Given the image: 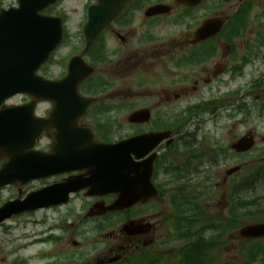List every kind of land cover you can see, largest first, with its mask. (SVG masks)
<instances>
[{
	"label": "flooded vegetation",
	"instance_id": "obj_1",
	"mask_svg": "<svg viewBox=\"0 0 264 264\" xmlns=\"http://www.w3.org/2000/svg\"><path fill=\"white\" fill-rule=\"evenodd\" d=\"M207 1L209 3H205V0L202 3L203 7L208 6L207 18L177 25V34L170 38L159 34L164 29V24L161 25L165 23L163 18L178 15V8L188 17L190 13L196 15L201 7L189 9L176 0H133L98 37L91 56L87 57L89 61L97 63L100 79L96 86L82 85L80 95H96L107 103L117 100L119 90L115 88L120 85L123 73V76L131 79L129 86L123 84L124 90L131 92V99L146 91L141 96L144 100L142 108L150 111V118L145 123H129L130 134L121 138L118 132L113 131L119 128L115 125L117 116H106L100 110H93L90 114V109L87 115L80 117L75 127L67 126L64 132L56 127L39 140L40 150L47 154L62 149L58 147V140L62 138L61 145L73 146L81 153L84 146H89L84 140L88 137L82 131L84 129L91 130L94 140L104 144L170 132L155 148L156 138L140 142L143 150L152 149L145 158L138 159L133 155L135 165L146 170L141 172L144 178L151 167L146 162L155 156L153 181L160 190L156 199L145 202L147 199L140 198L125 213V220H133L140 226L136 232L141 234L129 236L121 229L111 234L114 244L100 253L98 264H117L111 261L118 250L124 252V261L127 253L137 257L142 246L151 255L156 244L164 239L166 228L178 235L231 234V229L223 228L231 224L226 211L247 202V188L259 183L249 180V172H253L258 162L264 160V137L258 131L264 130V0H230L226 4L219 0V7L215 6L218 0ZM159 6H169L167 8L171 10L164 14H149L151 8ZM61 11L63 20L70 23L72 12H67V7H61ZM81 11L83 16L85 8ZM208 19L214 20V28L217 19L220 25L225 23L218 34L196 36ZM76 49L72 45L69 47L71 52ZM72 55H67L68 63ZM52 67L49 64L42 71L50 74ZM252 96L255 103L261 106L258 109L259 120L250 127L253 118L248 115V104L253 102V99L250 100ZM23 103L17 102L15 105ZM133 103L136 105L135 100ZM218 103L222 106V112L216 110ZM187 104L189 109L184 108ZM40 105L41 117L54 111L52 102L44 101ZM225 111L229 112L226 116ZM218 112H221L219 116ZM217 119L218 126L224 124L221 129L224 136L220 142L217 141L216 132L204 131L206 124L216 127ZM245 136L252 138L253 147L249 151L238 152L235 146ZM218 168L230 170H227L228 177L218 178L215 172ZM79 174L69 172L53 176L44 183L59 184ZM217 180L228 188L224 195H216L208 190L211 186H217ZM144 184L147 186L146 181ZM77 199L89 202L85 192H81L73 195L66 205L38 211L50 212L51 222L47 231L59 235L61 252L57 264H71L65 245L73 244V235L80 227L96 220L88 217V210L74 206ZM115 199L116 196L110 195L101 201L112 202ZM170 201L184 204L185 207L177 211L187 212L184 215L178 213L180 216L177 218L172 217L169 208L175 213L176 209L169 206ZM242 204L241 209L247 210V206ZM253 205L254 210L264 218V197H259ZM154 207L160 211L153 212L151 208ZM149 220H153L150 232L144 227ZM220 220L226 223L222 225ZM37 222L39 220L34 221L35 224Z\"/></svg>",
	"mask_w": 264,
	"mask_h": 264
},
{
	"label": "water",
	"instance_id": "obj_2",
	"mask_svg": "<svg viewBox=\"0 0 264 264\" xmlns=\"http://www.w3.org/2000/svg\"><path fill=\"white\" fill-rule=\"evenodd\" d=\"M53 1L54 0H50L45 4H50V2L52 3ZM30 2L31 0H26L25 4H29ZM21 12L30 14L31 18H29L27 22L21 23ZM21 12L13 13L9 16L3 15L0 17V52L9 54L8 56H5L4 54L0 59L3 61H6L7 59L8 61L13 60L15 63L17 61L20 62L19 75L16 70L14 72H10V70H2L6 69V64L0 66V84H9L13 86L16 85V82H18L19 86H17L13 92H17L18 90L35 95V91L38 88L42 89L43 85L46 84L42 83L35 77V71L46 59L52 49V36L49 32H47L44 24H39L35 19H33L32 15L36 13L35 11L23 9ZM10 68L11 66H9V69ZM79 81L80 78H76L75 75H72L68 81H65V83L66 85L70 84V86L74 89ZM48 85L55 86L53 84ZM48 98L51 99V97ZM96 164H98V167L100 168L98 172L101 174L105 175L108 172L111 173L114 181V185L111 190L113 192H120L121 197L124 200L132 186L129 176L124 175V173L130 171V163L123 160H117L115 163L99 160ZM88 173L90 175H92V173L95 174V170L93 172V169H89ZM44 191H42L39 196L48 194ZM127 203L128 202H123V205ZM16 204L17 203L13 205L16 206ZM115 207L118 208V205ZM4 210L6 209L4 208ZM3 213L4 211H0L1 218Z\"/></svg>",
	"mask_w": 264,
	"mask_h": 264
},
{
	"label": "rangeland",
	"instance_id": "obj_3",
	"mask_svg": "<svg viewBox=\"0 0 264 264\" xmlns=\"http://www.w3.org/2000/svg\"><path fill=\"white\" fill-rule=\"evenodd\" d=\"M6 2V1H5ZM10 2V1H9ZM8 5V3H6ZM169 35L172 36L173 34V30H169ZM128 77H124V81L122 82V84L125 82V80H127ZM130 79L127 80V82L129 83ZM122 90V91H121ZM129 95H131L130 92L128 91H123L122 88H120L119 93H118V97H120V99H125L124 97H126L128 99ZM132 100L129 99V101H127V108L124 110L119 111V118L121 119V121L124 123L127 120L128 115L130 114V110L132 109L130 107ZM125 126V124H124ZM125 130H123L122 135H126L128 133V129L124 128ZM13 192H7V191H1L0 192V205L2 204L3 201H5V199H7ZM29 222V221H27ZM20 222L19 220L14 221L13 223H11V225L9 226H4L3 228H0V264H11L14 257L16 256V253L18 252L19 248L26 244V246H29L31 244L28 243L30 240H24L23 236H29L32 233L37 232L36 229H39L40 226H36L35 228H31L30 222L28 223V227L26 230H22V227L19 225ZM74 238L76 239H80L82 240L81 243L83 246H86L87 244L91 243L92 246L89 248L90 249V253L91 254L93 252H95L100 246H102L103 244V240H101L99 242V245L94 244V240L91 242L89 239L84 238L81 235H77ZM32 241V240H31ZM88 248V247H87ZM42 249V250H41ZM41 250V251H39ZM43 250H50L52 251L53 248L49 245L47 247V249L45 248H38L36 246L32 247V248H27L26 251L28 253H30L31 251H33V253L35 254H42L41 252ZM45 252V251H44ZM43 252V253H44Z\"/></svg>",
	"mask_w": 264,
	"mask_h": 264
}]
</instances>
